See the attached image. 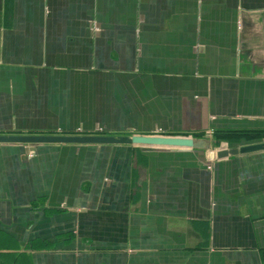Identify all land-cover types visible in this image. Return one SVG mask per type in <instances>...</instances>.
<instances>
[{"label": "crops", "instance_id": "obj_1", "mask_svg": "<svg viewBox=\"0 0 264 264\" xmlns=\"http://www.w3.org/2000/svg\"><path fill=\"white\" fill-rule=\"evenodd\" d=\"M209 132H264V0H0V136ZM0 264H264V151L0 144Z\"/></svg>", "mask_w": 264, "mask_h": 264}, {"label": "water", "instance_id": "obj_2", "mask_svg": "<svg viewBox=\"0 0 264 264\" xmlns=\"http://www.w3.org/2000/svg\"><path fill=\"white\" fill-rule=\"evenodd\" d=\"M0 144H74V145H144L170 148H196L205 152V156L213 161L222 160L230 156L250 154L264 151V142L242 146L234 149H224L207 153L202 143L187 137L142 136L113 137V136H0Z\"/></svg>", "mask_w": 264, "mask_h": 264}, {"label": "trees", "instance_id": "obj_3", "mask_svg": "<svg viewBox=\"0 0 264 264\" xmlns=\"http://www.w3.org/2000/svg\"><path fill=\"white\" fill-rule=\"evenodd\" d=\"M215 135V134H214ZM216 139L218 142L226 141L230 144H240L241 139H245V141L253 142L258 139H264V132L262 133H245L241 134L238 132H231V133H223V134H216Z\"/></svg>", "mask_w": 264, "mask_h": 264}, {"label": "rangeland", "instance_id": "obj_4", "mask_svg": "<svg viewBox=\"0 0 264 264\" xmlns=\"http://www.w3.org/2000/svg\"><path fill=\"white\" fill-rule=\"evenodd\" d=\"M180 137V136H179ZM247 142H249V141H247ZM262 142H264V139H258V141H256V142H252V143H262ZM208 143H211V142H208ZM244 144H246V143H244ZM249 144H251V143H249ZM212 148H215V149H218V150H220V149H228V145L229 144H225V143H223V142H218V141H214L212 144ZM231 145H236V144H231ZM241 145V143L240 144H238V145H236V146H240ZM235 146V147H236ZM233 147V146H232Z\"/></svg>", "mask_w": 264, "mask_h": 264}, {"label": "built area", "instance_id": "obj_5", "mask_svg": "<svg viewBox=\"0 0 264 264\" xmlns=\"http://www.w3.org/2000/svg\"><path fill=\"white\" fill-rule=\"evenodd\" d=\"M212 136H214V133H212V132H209V133L207 134V137H208V138H210V137H212ZM34 150H35L34 148L31 149V151H30V153H29V155H28L29 158H31V157L34 156ZM209 169H211V166H209Z\"/></svg>", "mask_w": 264, "mask_h": 264}]
</instances>
